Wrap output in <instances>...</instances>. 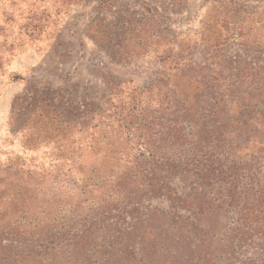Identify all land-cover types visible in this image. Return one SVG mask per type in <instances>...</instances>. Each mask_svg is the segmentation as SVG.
I'll use <instances>...</instances> for the list:
<instances>
[{
  "label": "trees",
  "instance_id": "obj_1",
  "mask_svg": "<svg viewBox=\"0 0 264 264\" xmlns=\"http://www.w3.org/2000/svg\"><path fill=\"white\" fill-rule=\"evenodd\" d=\"M189 2L106 21L115 0H99L88 35L117 61L152 53L146 85L107 74L102 102L73 103L12 76L26 86L8 128L49 163L0 158V264H264V0H209L197 64L192 38L163 25ZM27 18L39 34L46 17Z\"/></svg>",
  "mask_w": 264,
  "mask_h": 264
},
{
  "label": "rangeland",
  "instance_id": "obj_2",
  "mask_svg": "<svg viewBox=\"0 0 264 264\" xmlns=\"http://www.w3.org/2000/svg\"><path fill=\"white\" fill-rule=\"evenodd\" d=\"M257 0H248L255 5ZM147 0H115L111 10H103L101 16L113 20L125 11L143 13ZM99 0H89L84 5L69 8L58 7L51 0L19 1L14 6L0 0V42L13 43L12 52L2 48V68L0 70V158L8 155H22L26 162L47 165L48 148L26 150L19 137H14L8 128L11 102L22 93L25 80H13L15 74L28 81H45L53 89L62 91L69 102L83 100L102 102L108 92L106 75L116 80H129L137 85H146L161 70V64L150 53L131 60L117 61L109 56L88 35L91 20L98 14ZM211 6L209 0H190L177 13H169L163 25L175 33L192 38L193 56L197 64V28L201 16ZM12 12L11 17L4 13ZM30 10L42 13L46 20L43 30L32 35L26 29ZM240 52L237 45L227 50V55ZM164 203L163 206H165Z\"/></svg>",
  "mask_w": 264,
  "mask_h": 264
}]
</instances>
